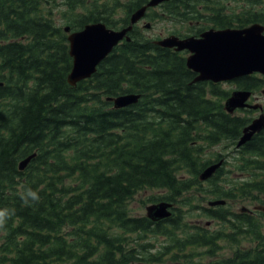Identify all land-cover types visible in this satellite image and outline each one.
<instances>
[{
	"label": "trees",
	"instance_id": "1",
	"mask_svg": "<svg viewBox=\"0 0 264 264\" xmlns=\"http://www.w3.org/2000/svg\"><path fill=\"white\" fill-rule=\"evenodd\" d=\"M147 1L64 0L59 24L49 0H0V210L10 213L0 228V264L159 262L165 248L148 251L155 246L146 239L151 233L172 239L175 261L264 264V230L250 211L205 206L204 213L228 222L227 228L189 232L183 215L175 214L179 207L160 220L129 210L130 199L145 188L166 189L154 201H174L194 188L212 197L264 194V128L236 146L253 109L227 111L229 89L192 81L196 72L187 66L186 51L155 43L137 24L92 76L75 85L68 80L73 57L64 25L77 29L102 20L119 28ZM246 1L238 10L226 0H167L162 11L150 7L148 13L188 22L186 31H171L180 35L264 23L263 0ZM233 81L253 91L264 87L259 73ZM129 92L141 94L136 103L116 107L107 99ZM217 144L231 146L239 161L203 181L202 169L223 155L204 156ZM34 152L21 169L20 160ZM234 171L247 176L229 180L226 173ZM27 189L39 200L26 205L21 192ZM222 239L238 243L230 255L176 256L192 246L217 253ZM242 239L257 242L239 247Z\"/></svg>",
	"mask_w": 264,
	"mask_h": 264
},
{
	"label": "water",
	"instance_id": "2",
	"mask_svg": "<svg viewBox=\"0 0 264 264\" xmlns=\"http://www.w3.org/2000/svg\"><path fill=\"white\" fill-rule=\"evenodd\" d=\"M165 0H148L131 14L129 25L116 29L104 21L87 23L79 30L70 31V53L73 56L72 69L68 75L73 85L81 79L91 76L98 64L110 53L123 38L130 39L128 32L149 6H155ZM150 23H147L149 26ZM69 31V25L65 26ZM158 44L174 47L176 50L188 49L187 65L197 72L193 80H229L245 74L260 71L264 74V24L256 21L245 27H210L200 35L181 37L170 34L159 40ZM252 94L251 89H235L227 97L225 107L233 112L237 107H258L259 103H250L247 99ZM140 93L129 92L109 95L116 107L126 106L137 102ZM262 107V105H261ZM264 127V112L255 117L245 126L237 145L249 140L253 134ZM36 153L29 154L20 161L24 168ZM224 158L206 166L200 173L201 179L210 177L223 163ZM210 204L224 203L225 199L210 200ZM169 201L154 202L147 205V214L153 219H160L171 214Z\"/></svg>",
	"mask_w": 264,
	"mask_h": 264
},
{
	"label": "rangeland",
	"instance_id": "3",
	"mask_svg": "<svg viewBox=\"0 0 264 264\" xmlns=\"http://www.w3.org/2000/svg\"><path fill=\"white\" fill-rule=\"evenodd\" d=\"M226 3H229L232 7H236L238 10L241 9V6L244 7L247 3L246 0H226ZM48 6L52 7L53 15L55 17V20L57 23L61 24L64 22V14L63 12L67 10V5L65 4L64 0H49ZM158 11H162L160 6L157 7ZM151 20L152 27L146 28L144 26V23L146 20H141L138 25L139 28L143 30V33L149 37L158 38L163 37L166 34H169L173 29H181L182 31H186L188 27V22H179L174 17L165 15L164 17L160 18H153V19H147ZM153 20V21H152ZM207 24V22H205ZM221 86L229 89L230 91L237 88L235 82L232 81H223L221 83ZM255 95H257V98L255 97L251 99L252 102L260 101L264 103V92L256 91ZM237 113L245 114L242 110H236ZM259 109H253L252 111H248L250 115L257 116L259 114ZM230 147H223L222 144H217L211 147H207L205 150L204 156L210 157V158H216V156L221 152V155L225 158L224 167L226 169L232 168L235 163H237L238 160V153H231ZM220 151V152H219ZM219 152V153H217ZM227 161V162H226ZM226 175L229 176L230 179H244L246 178L245 175L240 174V172H230L226 173ZM204 185H207L206 182H204ZM206 187V186H205ZM204 187V188H205ZM203 188V189H204ZM200 189L194 188L190 191L185 192L182 196H180L177 200H174V206L179 207L180 211L175 210V214L179 213V217L184 218V229L186 231L192 232L195 231L198 227H205L208 228L210 231L213 229L216 230L220 227L223 229H226L228 226V222H225L215 216L210 217L209 215L205 214L203 211V207L210 206L208 201L209 199H213L212 195H209L207 192H200ZM165 188H145L140 189L133 198L129 201V210L132 214L140 215V214H146V205L150 202H153V197L157 196L159 197L163 193H165ZM218 198V197H214ZM227 200L225 203V206L228 209H231V211L235 212H241V210L244 209H250L253 210V214L256 216L257 219L260 220L261 228L264 230V194L255 192L253 196H232V197H223ZM187 201V202H186ZM223 206V205H222ZM223 206V207H225ZM217 209H219V205L213 206ZM221 221H223L221 223ZM177 234H181V231L177 232ZM182 236V235H180ZM179 237V236H178ZM146 239L152 240V242L155 244L154 247L149 248V252L153 254H160L161 250L165 248V252L161 254V258L159 262H151L149 264H188V261L185 258H181L178 261H175L171 258L170 255L174 253L175 250H178V248L171 245L170 242H172L171 238H167L164 234H155L151 233L148 234V238ZM2 239L0 238V242ZM257 241L254 239H242V242L240 243L239 247L242 246H252ZM221 245L220 249L217 251V253L208 252L205 250L206 248L203 246H192L188 249L180 252L181 254H177L176 256L179 257L183 254H189L192 253L193 259H205L212 260V259H219L221 256L224 255H230L234 248L237 246V242H230L227 240H221L219 242ZM205 250V251H204ZM170 251V254L168 252ZM204 251V252H203ZM129 264H137V262H131Z\"/></svg>",
	"mask_w": 264,
	"mask_h": 264
},
{
	"label": "clouds",
	"instance_id": "4",
	"mask_svg": "<svg viewBox=\"0 0 264 264\" xmlns=\"http://www.w3.org/2000/svg\"><path fill=\"white\" fill-rule=\"evenodd\" d=\"M21 197L26 205L31 202H36L39 200V196L36 191L32 189H27L26 191L21 192ZM10 213L7 210H0V228L4 227L7 218Z\"/></svg>",
	"mask_w": 264,
	"mask_h": 264
},
{
	"label": "flooded vegetation",
	"instance_id": "5",
	"mask_svg": "<svg viewBox=\"0 0 264 264\" xmlns=\"http://www.w3.org/2000/svg\"><path fill=\"white\" fill-rule=\"evenodd\" d=\"M163 3V2H162ZM263 3H264V0H263V2H262V5H263ZM157 7L158 6H156V7H153V8H156V10H157ZM151 19V17L149 16V13H148V11L145 13V15L137 22V25H138V23L141 21V20H146L145 21V23H144V26L146 27V28H151L152 27V23L153 22H151V20H147V19ZM153 21V20H152ZM147 23H150V25L149 26H147ZM252 23V22H251ZM250 24V23H249ZM245 26V25H244ZM138 27H139V25H138ZM141 31H143L141 28H139ZM172 32H169V34H171ZM169 34H166V35H169ZM165 35V36H166ZM164 37V36H163ZM163 37H158V38H153L152 37V39L155 41V43H157V40H159V39H161V38H163ZM158 44V43H157ZM159 45H161V44H159ZM161 46H163V45H161ZM255 96V95H254ZM256 97L257 96H255V99H256Z\"/></svg>",
	"mask_w": 264,
	"mask_h": 264
}]
</instances>
